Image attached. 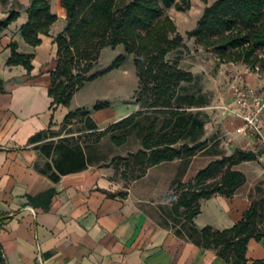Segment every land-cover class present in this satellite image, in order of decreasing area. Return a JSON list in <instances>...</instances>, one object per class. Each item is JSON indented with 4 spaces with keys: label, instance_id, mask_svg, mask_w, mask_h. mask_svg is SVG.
Listing matches in <instances>:
<instances>
[{
    "label": "trees",
    "instance_id": "obj_1",
    "mask_svg": "<svg viewBox=\"0 0 264 264\" xmlns=\"http://www.w3.org/2000/svg\"><path fill=\"white\" fill-rule=\"evenodd\" d=\"M205 4L194 30L187 35L195 44L211 52L221 64H242L251 71L264 75V0H199ZM9 0H0L6 5ZM66 10L67 25L53 39L56 46V68L51 72L48 96L53 114L58 107H68L76 93L84 86L118 69L125 61L120 55L109 68L93 72L101 53L106 48L122 46L127 54L135 57L138 89L133 97V113L107 126L103 131L92 121L90 130L98 138L111 134V141L121 146L128 140L127 131L139 120L148 119L141 138V149L124 158L127 168H137L145 173L150 167L181 160L187 162L200 152L208 150L203 140L206 123L194 109L206 104L202 96L182 93L183 84L194 82L191 71L180 67L169 55L184 47L174 20L166 13L172 7L178 11L191 8V0H61ZM28 21L20 33L28 45L42 44L41 36H49L58 16L51 11V0H32L27 8ZM20 9H12L0 22V32L16 21ZM9 67L22 66L30 74L34 68L35 54L19 52L18 43L9 44ZM5 82L0 79V93ZM110 107L109 102H98L95 111ZM90 120V111L84 107L69 111L61 125L72 124L78 117ZM49 129L30 139L39 143L52 131ZM120 131L121 134L115 132ZM56 145L60 156L47 164L41 173L53 181L62 176L86 170L93 161L80 145ZM66 143V144H65ZM53 143L44 145L46 156L51 155ZM212 160L198 171L194 183L167 195L176 217L189 223L197 242L204 248L217 251V255L231 264L249 263L246 251L251 239L264 237V196L252 195L249 210L234 226L217 230L211 226L198 229L194 218L201 212V203L215 195L233 197L246 183V175L236 169L244 162L257 161L261 152L236 148L231 155L222 150H211ZM264 154V151H263ZM260 190V189H259ZM0 264H8L0 246Z\"/></svg>",
    "mask_w": 264,
    "mask_h": 264
},
{
    "label": "crops",
    "instance_id": "obj_2",
    "mask_svg": "<svg viewBox=\"0 0 264 264\" xmlns=\"http://www.w3.org/2000/svg\"><path fill=\"white\" fill-rule=\"evenodd\" d=\"M32 0L0 3V22L9 11L20 9L19 18L0 32V246L8 264H231L204 248L195 237L181 236L157 224L130 199L112 195L113 186L105 170L89 168L53 181L41 173L36 163V143L29 141L49 129H57L70 106H60L53 114L48 88L56 68L53 39L56 29L66 22L61 0H51V11L58 20L42 44L32 47L23 40L20 28L28 21L27 8ZM21 53L35 54L29 74L22 66H7L11 42ZM215 75L203 74L221 85L219 121L233 149L264 150V112L261 139L245 129L233 109V87L249 85L264 90V75L252 73L242 64H221L215 57ZM208 67L207 62L202 66ZM196 75L194 69H190ZM203 72V71H202ZM218 79V80H216ZM135 106V104H134ZM226 107V108H225ZM119 109V110H118ZM103 111V110H102ZM100 129L128 115L120 106L104 110ZM264 164V154L261 159ZM241 171V170H240ZM264 174V171H262ZM247 182L231 197L215 195L201 203L195 226L217 230L231 228L249 210L253 182ZM249 263L264 261V237L251 239L247 246Z\"/></svg>",
    "mask_w": 264,
    "mask_h": 264
},
{
    "label": "rangeland",
    "instance_id": "obj_3",
    "mask_svg": "<svg viewBox=\"0 0 264 264\" xmlns=\"http://www.w3.org/2000/svg\"><path fill=\"white\" fill-rule=\"evenodd\" d=\"M204 8L205 4L201 1L191 0L189 10L178 11L172 7L166 13L174 20L178 33L184 39V47L171 53L169 60L177 61L180 67L185 70L194 69L196 73L194 82L183 84L182 93L194 94L197 97L202 96L206 102L204 106L196 108L194 111L199 112L206 123L203 140L207 139L208 141L207 151L198 153L187 162L181 160L166 162L150 167L145 173H141L137 168H127L123 159L128 157L130 153H136L141 149V138L144 128L149 123L148 119H141L130 128L127 131L128 140L121 146L111 141V134L98 138V132L103 131L106 127L104 129L99 128L98 132L89 129L92 121L95 122L93 116L96 121L101 123V117L105 114V109L103 111L93 109L98 102H109L110 107H115V109L116 106H120L121 109L128 112V115L138 109L137 106H134L133 99L138 89L135 57L127 54L124 48L119 46L116 49H104L93 72H100L109 68L120 55L125 57L122 66L93 82L87 83L75 94L71 102V111L81 107L88 109L91 116L90 120L86 116H80L72 124H62L57 129L49 131L45 139L36 143L33 148L38 153L37 169L40 171L46 169L47 164L53 165V161L60 156V152L56 148L58 143L67 140L66 143L80 145L90 160L94 162L87 169L105 170L106 177L113 186L112 195L124 199L130 198L138 208L148 213L160 226L181 236H191L189 223L173 214L172 204L167 200V195L174 194L180 187L186 188L190 183H194V177L198 171L205 168L212 160L219 158L210 155L209 151L222 150L224 154L231 155L235 150L231 147L225 130L219 121V109L222 108L219 100L221 99L220 96L225 94V85H221L211 78L206 80V76H203L206 72L211 76L215 75L216 65L209 62L214 55L196 45L194 39H190L187 35L195 29ZM66 25L67 20L64 26L63 22L60 21L56 29L62 27L64 30ZM206 62L208 67L204 70L202 66ZM250 72L259 73L251 70ZM115 133L121 134L120 131ZM49 143L54 145L51 155L48 157L43 147ZM254 150L261 152L258 160L244 162L238 165L236 169L249 176L250 182H253L254 186L252 195L255 198H260L264 196V174H262L264 164L261 162L264 150L261 147Z\"/></svg>",
    "mask_w": 264,
    "mask_h": 264
},
{
    "label": "built area",
    "instance_id": "obj_4",
    "mask_svg": "<svg viewBox=\"0 0 264 264\" xmlns=\"http://www.w3.org/2000/svg\"><path fill=\"white\" fill-rule=\"evenodd\" d=\"M233 100V112L243 120L246 131L255 139H261L264 90L249 85L235 86Z\"/></svg>",
    "mask_w": 264,
    "mask_h": 264
}]
</instances>
